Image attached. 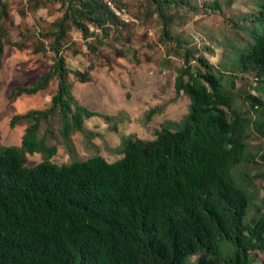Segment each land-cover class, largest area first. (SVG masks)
Returning <instances> with one entry per match:
<instances>
[{
	"label": "trees",
	"instance_id": "16d2710c",
	"mask_svg": "<svg viewBox=\"0 0 264 264\" xmlns=\"http://www.w3.org/2000/svg\"><path fill=\"white\" fill-rule=\"evenodd\" d=\"M56 1L62 16L42 33L48 43L37 49L52 54L49 70L8 96L14 101L35 95L56 81L46 108L12 117L11 127L28 123L20 145L0 147V264H187L196 254L197 264H264L251 258L252 252L264 253V215L247 221L250 198L231 173L245 158L249 121L232 107L219 71L171 34L187 14L220 7L204 2L200 10L193 0H144L148 15L161 26L167 54L180 59L174 90L189 98L187 114L156 131L153 140L126 139L122 158L114 162L95 156L55 165L48 159L56 147L46 143L54 133L46 128L39 137L42 123L58 122L71 150V135L84 130L85 119L100 116L72 94L70 76L81 83L90 77L66 65L61 51L68 31L80 32L97 53L119 27L103 0ZM7 10L0 0V66L11 44L2 25ZM253 20L252 43L238 53V68L255 70L262 98L244 100L264 116V4ZM256 129L264 136V120ZM34 153L47 160L28 167L26 155Z\"/></svg>",
	"mask_w": 264,
	"mask_h": 264
},
{
	"label": "rangeland",
	"instance_id": "374dc122",
	"mask_svg": "<svg viewBox=\"0 0 264 264\" xmlns=\"http://www.w3.org/2000/svg\"><path fill=\"white\" fill-rule=\"evenodd\" d=\"M8 18L2 23L7 39L0 66V147L19 146L27 122L10 121L14 115L31 109H44L56 91V81L35 94L23 95L14 101L8 96L17 86H28L49 70L52 54L38 52L48 43L42 33L62 16L56 0H4ZM119 27L110 33L104 45L93 53L87 48L89 39L70 28L62 47V55L70 70L86 73L90 81L81 83L71 76L72 94L79 104L100 114L84 120V130L71 135V150L59 135L55 121L42 123L38 136L46 128L54 133L48 146L56 147V154L48 159L55 165H69L101 156L108 162L122 158L121 148L128 138L150 141L156 131L182 121L188 112L189 98L176 94L175 67L179 57L160 40L161 26L155 15H148L144 0H103ZM204 10V2H215L219 10L189 13L184 21H177L171 34L204 56L222 75V89L230 94L232 107L249 121L245 137V158L232 169V177L250 198L247 221L264 215V136L256 129L264 116L250 109L246 95L262 98L256 90L260 86L255 70L242 72L237 55L252 43L249 31L255 27L253 18L264 0H193ZM112 7V8H111ZM92 30V29H91ZM17 43L18 46H12ZM47 160L44 153L26 155V165L35 166ZM229 248L224 247L225 251ZM255 263L264 261L263 252H252ZM198 254L189 257L187 264H197ZM212 264H216L214 261ZM218 264H225L219 261Z\"/></svg>",
	"mask_w": 264,
	"mask_h": 264
},
{
	"label": "built area",
	"instance_id": "2783aa9c",
	"mask_svg": "<svg viewBox=\"0 0 264 264\" xmlns=\"http://www.w3.org/2000/svg\"><path fill=\"white\" fill-rule=\"evenodd\" d=\"M112 8V7H111Z\"/></svg>",
	"mask_w": 264,
	"mask_h": 264
}]
</instances>
